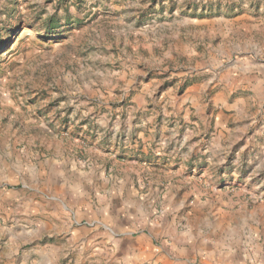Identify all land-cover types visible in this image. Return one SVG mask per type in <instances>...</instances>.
Listing matches in <instances>:
<instances>
[{"label":"rangeland","instance_id":"374dc122","mask_svg":"<svg viewBox=\"0 0 264 264\" xmlns=\"http://www.w3.org/2000/svg\"><path fill=\"white\" fill-rule=\"evenodd\" d=\"M106 209L262 216L264 0H0V264H118Z\"/></svg>","mask_w":264,"mask_h":264},{"label":"crops","instance_id":"0c3cea01","mask_svg":"<svg viewBox=\"0 0 264 264\" xmlns=\"http://www.w3.org/2000/svg\"><path fill=\"white\" fill-rule=\"evenodd\" d=\"M63 180L53 170V201ZM110 208H114V194ZM150 219L147 209H106L93 240L118 264H264V213L249 209H166ZM185 229L175 233L180 225ZM92 225V226H93ZM254 230L257 232L255 233ZM160 241V242H159ZM111 251V252H110Z\"/></svg>","mask_w":264,"mask_h":264}]
</instances>
